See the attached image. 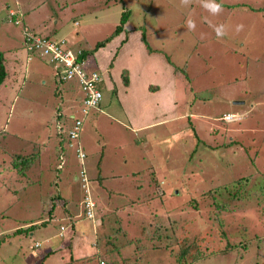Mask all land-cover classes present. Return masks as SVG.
I'll list each match as a JSON object with an SVG mask.
<instances>
[{
    "label": "rangeland",
    "instance_id": "1",
    "mask_svg": "<svg viewBox=\"0 0 264 264\" xmlns=\"http://www.w3.org/2000/svg\"><path fill=\"white\" fill-rule=\"evenodd\" d=\"M5 1L11 14L21 8L34 35L85 51L87 67L103 81L99 108L83 117L79 87L60 82L41 60H26L20 26L0 28L7 73L0 86V264H116L117 251L125 264H182L181 238L192 236L211 245L206 254L213 256L189 264H264V0H216L217 15L200 0ZM123 6L125 30L93 51ZM219 25L226 34L218 38ZM225 114L241 120L224 123ZM73 118L82 119L77 142L67 138ZM26 154L37 158L18 172L20 160L11 158ZM81 170L93 220L82 212ZM237 182L254 194L244 199ZM218 184L228 188L217 190L223 195L212 222L214 208L198 205V196ZM217 223L237 251L217 254L224 245H212ZM135 245L144 250L139 261L132 260Z\"/></svg>",
    "mask_w": 264,
    "mask_h": 264
},
{
    "label": "trees",
    "instance_id": "2",
    "mask_svg": "<svg viewBox=\"0 0 264 264\" xmlns=\"http://www.w3.org/2000/svg\"><path fill=\"white\" fill-rule=\"evenodd\" d=\"M109 1H111V0H109ZM10 6H12V5H10V4H8L5 0H3V8L2 9H0V11H2L3 12V14L1 15L0 14V28L1 27H3V26H5V24H8V25H10L11 27H15V26H20V30H21V33H22V45H23V49H24V51H25V53H26V55H27V57H26V60L28 61V62H30V61H33V59H39V60H41L43 63H44V61L42 60V56L40 55V50H37L36 48H35V46H34V44H33V39L32 38H39L40 39V41H49L50 40V37H40V36H37V35H34L33 33H31L30 31H29V29L26 27V25L25 24H23L22 22V14L19 12V6H18V8H16V6L15 7H13L12 9H13V11H14V13L13 14H11L10 13V10H9V7ZM21 9V8H20ZM9 10V11H8ZM16 10H17V12H16ZM17 13H19V15H17ZM127 18H128V11L127 10H124V6L122 7V11H121V13H120V18H119V22H118V24L115 26V28H114V30L112 31V33L110 34V36H108V38H106V39H104L103 41H101V42H97L96 44H95V48L93 49V51L96 49V48H98V47H101L102 45H104L105 43H107L108 41H110V40H112L114 37H116L118 34H120V32L122 31V30H125V28H124V24L126 23V21H127ZM12 24V25H11ZM43 27V26H42ZM49 36V35H48ZM143 37V36H142ZM124 42V40L122 41V42H120V44H122ZM29 47H30V49H29ZM38 54V55H37ZM29 58V59H28ZM80 58H84V59H86L87 58V53L85 52V51H83L82 52V54H81V57ZM258 60H260V59H258ZM5 61H6V59H5V56H4V52H2V51H0V86L3 84V82L5 81V79L7 78V73H6V69H5ZM125 73V72H124ZM69 83V82H68ZM56 118H57V120L59 119V115H57L56 116ZM241 120V118L239 119V120H234V121H230V122H226V123H231V122H239ZM190 123L192 124V122L190 121ZM1 130V132H0V142H2V144H0V147L2 148L3 147V144H4V141H5V139H6V134H2L3 132H4V129H0ZM69 130V129H68ZM67 130V131H68ZM0 148V149H1ZM36 158L37 157H35L34 156V154L33 155H28V154H26V155H17L14 159H12L11 158V160H13V161H18V160H20V162L17 164V165H15V168H17L18 170V172H24L25 170H27L28 168H30L31 167V165L34 163V160H36ZM10 164V163H9ZM14 168V169H15ZM16 170V169H15ZM83 171V170H82ZM212 177V176H211ZM243 181H244V183H247L246 182V179H243ZM206 182H210V180H206ZM206 182H204V183H206ZM239 182H240V180H239ZM254 182V181H253ZM238 183V182H237ZM200 184H196V189H197V187L199 186ZM211 187V189L210 190H208V191H206L207 193H208V195H207V193H206V195L203 193V194H201L200 196H198V198H199V202H198V205L199 204H203V201H209L206 205H207V207H208V210L210 209V207H212V208H214L213 209V212H210V211H207V219L208 220H210V221H212V222H214V219H216L217 218V216H218V210H219V208L217 207L218 205L216 204V206H214L213 205V203H215V201L217 200V199H219L220 198V200L222 201V195H223V193L222 192H217V190L218 189H220V188H224L225 190L224 191H227V188H228V186L227 185H214V186H210ZM212 187H214L213 189H212ZM215 187H218V188H215ZM238 188H240V189H242V193H244L243 194V196H244V199H248V198H250L253 194H254V192H249L248 190H249V188H251V185L249 186H247V185H245V186H243V185H240L239 183H238ZM246 190V191H245ZM223 191V192H224ZM215 193H217V194H215ZM222 193V194H221ZM230 198L233 200V199H236V194H231L230 195ZM192 203H193V206H192V208H195V207H197L195 204H194V202L193 201H191ZM191 202H189V204L191 203ZM204 205H205V203H204ZM54 206H55V204H54V202H52L51 204H50V207H49V211H48V213H52L53 212V208H54ZM83 206V214H84V217L87 219V216H86V214H85V209H84V205H82ZM94 207H95V205H94ZM94 207L92 208V214H93V218H94V211H93V209H94ZM221 207V206H220ZM175 208H173V209H168V211L167 212H171L172 211V213H174V212H176V210H174ZM53 216H51V215H49V217L48 218H52ZM92 217H90L88 220H90V219H92ZM192 221H190V220H187L186 222H184V223H186V224H188V223H191ZM194 223V222H193ZM223 223V222H222ZM222 223H217V226L218 227H214V230H215V232H217V234L218 235H220V237H219V240H218V242H214V244L212 243V245H216V244H218V243H221V242H223L222 240H224V245L218 250V252H217V254H221L222 252L221 251H224L225 253H228L229 251H231V250H235L236 249V251L238 250V244L237 245H234V246H230L229 245V242H228V240H227V236H225L224 237V226H223V224ZM41 225L42 224H44V222H41L40 223ZM198 227V229L200 230V231H198V233H200L203 229H201V226H198V224L196 223V224H194V228H197ZM226 227V226H225ZM70 228H71V230H73V228H74V223H70ZM174 229H176V228H174V226H170L169 228H168V230H169V232H172ZM208 229H209V227H208ZM213 228H211L209 231H211ZM60 230H62V228L60 227ZM64 231V230H63ZM142 235L143 234H147V233H149V232H146L143 228H142ZM166 231V230H165ZM157 233L158 234V236L161 234V235H163L158 229L156 230V231H154V233ZM115 233H117V232H115ZM150 234H153V233H150ZM226 234V233H225ZM62 236V235H61ZM143 237H144V235H143ZM162 237V236H161ZM223 237H224V239H223ZM197 238V236H192L191 238H187V237H182L181 238V245L179 246V248H180V251H179V254H178V256H177V262L178 263H182V264H186L187 262H185L184 261V258L185 257H187V259L189 260L190 259V261L187 263V264H189V263H192L191 261H198L199 259H204V258H207V257H210V256H213L212 254L213 253H209V254H206V252L210 249V247H211V245H209V246H199V240L198 239H196ZM155 239V238H154ZM114 240L115 239H113L112 241L114 242ZM111 241V242H112ZM176 242H179L178 240L176 241ZM216 243V244H215ZM109 245V244H108ZM111 246V248L112 249H114V247L115 246H113V245H110ZM127 246H129V244L127 245ZM138 245H135L134 247H133V249L135 250L134 252H133V257H132V260H135V257H138L139 259H137L138 261L140 260V258H142V252H144V250L143 249H141V248H135V247H137ZM219 246H220V244H219ZM115 248H118V246H116ZM221 249H224V250H221ZM189 250L192 252V255H190L189 254ZM139 251H141V252H139ZM112 252V251H111ZM116 256H117V262L118 263H116V264H119V262H120V264H125L124 263V261L126 262V261H128L129 262V260H127L126 259V257L125 256H122L123 254H121L120 252H116V254H115ZM95 258V257H94ZM96 259V258H95ZM40 260H41V258H40ZM98 259H96V264H98V261H97ZM105 264H107V263H105ZM114 264V263H113Z\"/></svg>",
    "mask_w": 264,
    "mask_h": 264
},
{
    "label": "built area",
    "instance_id": "3",
    "mask_svg": "<svg viewBox=\"0 0 264 264\" xmlns=\"http://www.w3.org/2000/svg\"><path fill=\"white\" fill-rule=\"evenodd\" d=\"M33 44L37 50H40V55L44 57L47 62L53 65L54 68L60 69L58 76L63 81H75L79 89L82 91V105L85 108L96 107L99 104L101 95L97 89V82L99 78L96 74H87L84 70L83 61L78 59L79 51L73 53L64 47L63 41H40V39L33 40ZM30 49V47H29ZM84 112V109H82ZM232 116H224L223 120L228 121ZM79 122H75L73 130L69 132V138L73 139L76 136ZM81 181L84 183L85 178L83 173L80 175ZM83 186V185H82ZM85 214L87 218L91 217L93 203L85 198L83 201ZM100 264H104L100 262Z\"/></svg>",
    "mask_w": 264,
    "mask_h": 264
},
{
    "label": "clouds",
    "instance_id": "4",
    "mask_svg": "<svg viewBox=\"0 0 264 264\" xmlns=\"http://www.w3.org/2000/svg\"><path fill=\"white\" fill-rule=\"evenodd\" d=\"M200 2H201V6H202L204 9H206L207 11H209L210 13H212L213 15H217V14H219V13L223 10L222 5L219 4V3H216V0H200ZM181 4L184 5V6H187V5L190 4V0H181ZM10 13H11V10H10ZM186 23H187V27H188L190 30H194V29H195L196 25H195V21H194V20H192V19H188V20L186 21ZM74 25L77 26L76 23H74ZM214 30H215L216 35H217L218 38H219V37H222V36H224V35L226 34L225 26H224V25L216 26ZM241 30H243V25H237V31H241ZM114 38H115V37H114ZM32 39H33V38H32ZM50 41H52V42L63 41L64 44H65V46H66V49H68L69 51H71V52H73V53L79 51L78 59L81 60V61H83V63H84V70L86 71V73H87V74H93V73H94V74H96V75L98 76V78H99V81H98L97 84H96L97 89H98V91H99V93H100V95H101V98H100L99 104H98L96 107L85 108V107L82 105V98H83V95H84V94L82 95V98H81V100H80V107H79V109H80V112H81L82 116L85 117V116H87V110H95V109H98L99 106H100V102H101V99H102V91H101V89H100V83H101V81H103V78H102V76L100 75V73H97L96 71H93L94 69H90L89 67H87V65H86V59H84V58H80V57H81V54H82V52H83V50H81V49L71 50V49L68 47L69 45L66 43V40H65V39H57V40L52 39V40H50ZM124 41H125V40H124ZM28 59H29V58H28ZM42 60L44 61L45 64H47V65L52 69V71H53V75L56 76L60 82H62V83H68V82H69V83H73V84H75V86L78 87V84H77L75 81H63V80H61V79L59 78V76H58V71H60V69L58 70V68H54L53 65L49 64V63L47 62V60H46L44 57L42 58ZM108 68H111V66H108ZM125 73H126V72H125ZM112 84H113V83H112ZM82 109H84V112H82ZM226 115H228V116H232V118H231L230 120H228V121H224V120H223V117L226 116ZM71 118H72V117H71ZM220 120L223 121L224 123H226V122H230V121H234V120H238V119H236V114H225V115H223V116L221 117ZM76 121L79 122V126H78V129H77V131H76V136H75V138L71 139V138H69V134H68V133L71 132V131L73 130V127L75 126V122H76ZM81 123H82V119H76V118H73L72 125H71V127L69 128V130L67 131V138H68V141L74 140L75 142H77L78 135H79V131H80V128H81ZM77 150H78V151H77ZM75 153H76V157H77V159L79 160V163H80V165H81V163H82V159L84 158V155L80 152L79 149H75ZM57 169L59 170V167H57ZM79 173H80V175H81V173H83V176H84V178H85L84 183L82 182V183H83V186H82V187L86 189V190L84 191V196H83V200H82V205H83V201H84L85 198H88L89 201H91V199H90L89 193H88V191H87V179H86V176H85V174H84V172H83L82 170H81ZM91 202H92V201H91ZM92 203H93V202H92ZM94 205H95V204L93 203V207H94ZM82 212H83V206H82ZM91 214H92V213H91ZM92 216H93V214L91 215V217H92ZM87 219H89V218H87ZM90 220H93V217H92V219H90ZM59 236H61V235H59ZM36 246H38V245H36Z\"/></svg>",
    "mask_w": 264,
    "mask_h": 264
},
{
    "label": "crops",
    "instance_id": "5",
    "mask_svg": "<svg viewBox=\"0 0 264 264\" xmlns=\"http://www.w3.org/2000/svg\"><path fill=\"white\" fill-rule=\"evenodd\" d=\"M90 69H93L92 67H89ZM174 86V84H173V82H172V84H170V85H165L164 87H162V90H164L166 87H168V88H171V87H173ZM159 88H157V90H158ZM156 90V91H157ZM110 92L111 93H115L116 92V90L115 89H112V88H110ZM130 109V108H129ZM128 110V109H127ZM69 244V243H68ZM65 247L67 246V245H64Z\"/></svg>",
    "mask_w": 264,
    "mask_h": 264
}]
</instances>
